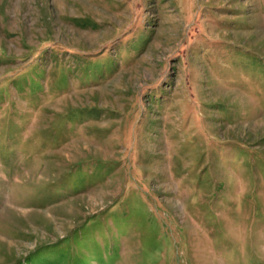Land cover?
Wrapping results in <instances>:
<instances>
[{
	"label": "rangeland",
	"instance_id": "obj_1",
	"mask_svg": "<svg viewBox=\"0 0 264 264\" xmlns=\"http://www.w3.org/2000/svg\"><path fill=\"white\" fill-rule=\"evenodd\" d=\"M264 264V0H0V264Z\"/></svg>",
	"mask_w": 264,
	"mask_h": 264
},
{
	"label": "trees",
	"instance_id": "obj_2",
	"mask_svg": "<svg viewBox=\"0 0 264 264\" xmlns=\"http://www.w3.org/2000/svg\"><path fill=\"white\" fill-rule=\"evenodd\" d=\"M56 252L51 251V254H55ZM53 260L49 261L48 264H69L66 261L67 256H64L62 254H57L56 253V257H51Z\"/></svg>",
	"mask_w": 264,
	"mask_h": 264
}]
</instances>
